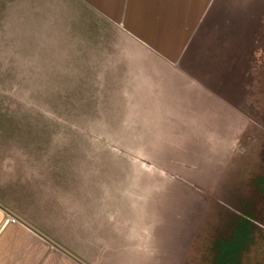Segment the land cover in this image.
Listing matches in <instances>:
<instances>
[{"label": "crops", "instance_id": "crops-1", "mask_svg": "<svg viewBox=\"0 0 264 264\" xmlns=\"http://www.w3.org/2000/svg\"><path fill=\"white\" fill-rule=\"evenodd\" d=\"M1 3L0 15L15 20L2 31L7 43L0 44V64L18 67L13 68L17 78L3 83L19 85L20 92H13L19 100H34L38 111L65 121L100 153L134 144L108 134L105 123H80L74 116L92 115L98 121L111 115L122 124L131 116L145 134L199 131L195 124L178 123L187 115L210 116L213 131L216 123L228 132L243 126L241 113L229 102L235 96L230 83L236 61L244 66L249 58L244 37L250 33L252 0ZM48 98L69 102L48 107L42 102ZM78 99L83 105L75 107ZM217 117H224L223 123ZM32 161L20 148L0 144L2 182L21 175L32 179L26 175L37 165ZM79 185L52 194L46 217L31 215L0 194V264H80L52 242L85 264H172V240L167 234L164 241L161 225L131 222L119 207L101 204V192L95 195L99 204L91 208L86 205L90 191ZM157 243L162 246L156 253Z\"/></svg>", "mask_w": 264, "mask_h": 264}, {"label": "rangeland", "instance_id": "rangeland-1", "mask_svg": "<svg viewBox=\"0 0 264 264\" xmlns=\"http://www.w3.org/2000/svg\"><path fill=\"white\" fill-rule=\"evenodd\" d=\"M263 6L252 0L250 33L244 37L249 58L244 66H237L236 61L234 83H230L235 96L229 102L242 115L240 130L218 129L217 123L212 127L216 131L209 130L211 117L206 115L178 117V123H192L200 129L188 134H145L141 127L133 126L131 116L126 124L111 115L98 121L92 115L74 116L80 123L84 119L105 123L108 134L134 144L100 153L80 133L63 125L65 121L59 123L38 111L34 100H19L13 94L20 92L19 85L3 83L17 78L18 67L0 64V144L20 148L27 161L37 163L30 164L32 171L26 174L32 179L21 175L2 182L0 178V194L31 215L46 217L52 212V194L80 183L92 195L86 202L91 208L99 204L95 195L101 192L105 194L101 204L119 207L131 222L161 225L164 241L168 234L170 250L177 251L172 264H213L212 243L226 239L230 232L236 237L230 239V248L225 247L224 251L233 253L226 258L227 264H264ZM14 17L0 15V44L7 43L2 31ZM42 102L54 107L69 100L48 98ZM80 105L83 100H75V107ZM217 118L221 119L218 124L225 119ZM118 156L123 161L115 158ZM161 246L155 244L156 253Z\"/></svg>", "mask_w": 264, "mask_h": 264}, {"label": "trees", "instance_id": "trees-1", "mask_svg": "<svg viewBox=\"0 0 264 264\" xmlns=\"http://www.w3.org/2000/svg\"><path fill=\"white\" fill-rule=\"evenodd\" d=\"M234 230H235V227H234ZM234 230H233V233H234ZM234 236L236 237L235 233L232 234L230 232L229 233V237H227L226 239L224 238V239H222L220 241L216 240V243H215V244H217L216 248H215V245L213 244V246H214L213 250H215L216 253L218 252V257H217L218 259L216 260L218 264H227L228 263V260L226 258H229L233 253L230 254V250H228V251H224V250H225V247H229L230 248V239L232 237H234ZM219 249H221V252L222 253L224 252V254L220 255L221 253L219 252Z\"/></svg>", "mask_w": 264, "mask_h": 264}, {"label": "water", "instance_id": "water-1", "mask_svg": "<svg viewBox=\"0 0 264 264\" xmlns=\"http://www.w3.org/2000/svg\"><path fill=\"white\" fill-rule=\"evenodd\" d=\"M21 221V220H20ZM22 223H24V221H21ZM25 224V223H24ZM39 235H41L42 237H44L46 240L52 242L47 236H45L44 234H42L41 232L35 230ZM53 245H55L57 248H59L62 252H64L66 255H68L69 257H71L72 259H74L75 261H77L80 264H85L83 261L79 260L77 257H75L72 253H70L69 251H67L66 249H64L63 247H61L60 245L52 242Z\"/></svg>", "mask_w": 264, "mask_h": 264}, {"label": "flooded vegetation", "instance_id": "flooded-vegetation-1", "mask_svg": "<svg viewBox=\"0 0 264 264\" xmlns=\"http://www.w3.org/2000/svg\"><path fill=\"white\" fill-rule=\"evenodd\" d=\"M182 229H183L184 231H186L187 234H191V233H188V231L186 230L185 226H183ZM183 230H182V231H183ZM186 233H185V237H187ZM214 243H215V241L212 243V247H213V244H214ZM176 248H178V247H176ZM180 254H181V252H180V250H179L178 255H180ZM174 255H175V256L177 255V251L174 253ZM217 257H218V252L216 253V251L213 250V253H212V262H213V264H218L217 261H216V260L218 259Z\"/></svg>", "mask_w": 264, "mask_h": 264}]
</instances>
